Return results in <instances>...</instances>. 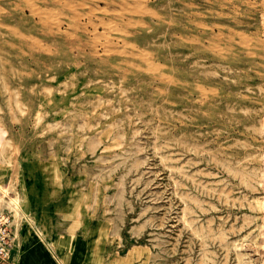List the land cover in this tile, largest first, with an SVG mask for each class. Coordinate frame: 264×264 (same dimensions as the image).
<instances>
[{"label": "rangeland", "instance_id": "obj_1", "mask_svg": "<svg viewBox=\"0 0 264 264\" xmlns=\"http://www.w3.org/2000/svg\"><path fill=\"white\" fill-rule=\"evenodd\" d=\"M119 1L0 0V206L105 264H264V0Z\"/></svg>", "mask_w": 264, "mask_h": 264}, {"label": "crops", "instance_id": "obj_2", "mask_svg": "<svg viewBox=\"0 0 264 264\" xmlns=\"http://www.w3.org/2000/svg\"><path fill=\"white\" fill-rule=\"evenodd\" d=\"M8 211L13 216L15 239L10 258L6 261H0V264H93L95 257L99 258V264H105L100 252L95 250L99 242L96 240L91 241L95 238V234L92 233L101 235L103 230L101 224H99L101 227L99 225L92 226L88 232L87 240L74 238L73 235L68 237L57 236L52 239L50 245H47V241L42 239L28 217L23 231L16 220L15 214L10 210ZM21 235L25 237V244L23 245L22 255L19 257V263H17V248Z\"/></svg>", "mask_w": 264, "mask_h": 264}, {"label": "bare ground", "instance_id": "obj_3", "mask_svg": "<svg viewBox=\"0 0 264 264\" xmlns=\"http://www.w3.org/2000/svg\"><path fill=\"white\" fill-rule=\"evenodd\" d=\"M69 2V1H68ZM62 3V2H61ZM114 3H117V2H115V0H105V5H106V7H105V9H106V13L107 12H109L110 11V7H111V5H113ZM13 4H14V2H13ZM12 4V5H13ZM65 4V3H64ZM68 4V3H67ZM78 4V3H77ZM118 4H120L121 5V12L122 13H124V12H129L130 13V11L131 10H133V9H131L130 10V8H129V6H128V3L125 1V0H120L119 2H118ZM15 5V4H14ZM69 5V4H68ZM71 5V4H70ZM73 5V4H72ZM74 6V5H73ZM75 7V6H74ZM72 8V7H71ZM187 8V7H186ZM73 9V8H72ZM13 11V10H12ZM132 12V11H131ZM17 13V12H16ZM16 15V14H15ZM168 15V14H167ZM44 16V15H43ZM64 16V15H63ZM74 16V15H73ZM72 16V18H74ZM75 16H76V14H75ZM149 17V16H148ZM7 18V17H6ZM18 18V17H17ZM46 18V17H45ZM50 19H52V18H50ZM76 19V18H75ZM4 20V19H3ZM25 20V19H24ZM27 20V19H26ZM49 20V19H48ZM78 20H80V17H79V19H77V21ZM52 21V20H51ZM90 21V20H89ZM30 22V21H29ZM33 22H34V20H33ZM45 21H43V23H44ZM53 22V21H52ZM59 22H60V20H59ZM59 22H55V23H58V25L60 24ZM91 22V21H90ZM109 22V21H108ZM107 22V23H108ZM54 23V22H53ZM92 23V22H91ZM125 23V22H124ZM127 23V22H126ZM125 23V24H126ZM50 24V23H49ZM85 24V23H84ZM124 24V25H125ZM83 25V24H82ZM85 25H87V24H85ZM88 25H89V23H88ZM111 25V24H110ZM110 25H108L109 27L108 28H110ZM123 25V26H124ZM38 26V25H37ZM52 26V25H51ZM72 26V25H71ZM77 26H79L78 24L77 25H73V28L74 27H76L77 28ZM86 27V26H85ZM120 27V26H119ZM161 27V26H160ZM41 28V27H40ZM59 28V27H58ZM21 29V28H20ZM79 29V28H78ZM95 29H96V26L94 27V31H95ZM119 29V28H118ZM172 29V28H171ZM10 30V29H9ZM97 30V29H96ZM107 30H109V29H107ZM106 30V31H107ZM120 30V29H119ZM40 31V30H39ZM160 31V30H159ZM66 32V31H65ZM122 32V31H121ZM120 32V33H121ZM196 32V31H195ZM67 33H69L68 31H67ZM81 33V32H80ZM79 34V33H78ZM63 35V34H62ZM15 36V35H14ZM13 36V37H14ZM63 36H65V37H67V34L65 33V35H63ZM105 36V35H104ZM108 36V35H107ZM53 37V36H52ZM72 37H73V35H72ZM106 37V36H105ZM45 38V37H44ZM70 38V37H69ZM96 38V37H95ZM94 38V39H95ZM98 38V37H97ZM109 38H110V36H109ZM28 39V38H27ZM59 39V38H58ZM93 39V38H92ZM91 39V40H92ZM65 40V39H64ZM85 40V39H84ZM119 40V39H118ZM118 40H116V41H118ZM52 41V40H51ZM93 41V40H92ZM91 41V42H92ZM107 42H110V41H108V40H106ZM35 42V41H34ZM61 42H63V41H61ZM94 42V41H93ZM122 42H124V40L122 41ZM32 43V42H31ZM115 43V42H114ZM107 44H109L108 45V48L106 49V51H109L110 53H112V54H115V55H118L120 58H122V56L124 55V57H125V55H128V56H133V57H135V58H140V59H142L141 57L142 56H140V55H138V54H134V53H132V54H130L129 52H125L124 50H123V46H120V47H115L114 45H116V44H114L113 45V43H112V41H111V43H107ZM126 45H131V46H133V44H131V43H125ZM105 45V44H104ZM104 45H103V47H104ZM242 45V44H241ZM244 45V44H243ZM90 46H92V45H90ZM111 46H114V47H111ZM130 46V47H131ZM140 46V45H139ZM220 46V45H219ZM107 47V46H106ZM136 47V46H135ZM68 48V47H67ZM221 48V47H220ZM51 49V48H50ZM60 49V48H59ZM69 49V48H68ZM19 50V49H18ZM70 50V49H69ZM103 50H104V48H103ZM137 50V49H136ZM163 50V49H162ZM64 51V50H63ZM67 51V50H66ZM71 51V50H70ZM96 51V50H95ZM22 52H23V50H22ZM104 52V51H103ZM144 53L146 52V51H143ZM264 52V51H263ZM25 53V52H24ZM84 53V52H83ZM92 53V52H91ZM94 53V52H93ZM101 53V52H100ZM105 53V52H104ZM67 54V53H66ZM97 54H99L98 52H97ZM103 54V53H102ZM106 54V53H105ZM145 54H147V53H145ZM144 54V55H145ZM55 55V54H54ZM58 55V54H57ZM91 55V54H90ZM143 55V54H142ZM144 55H143V57H144ZM62 56V55H61ZM93 56V55H92ZM97 56V55H96ZM131 56V57H132ZM258 56H260V55H258ZM116 57V56H115ZM130 57V58H131ZM181 57V56H180ZM263 57V56H262ZM129 58V59H130ZM148 58V57H147ZM173 58V57H172ZM67 59V58H66ZM94 59V58H93ZM103 59V58H102ZM102 59H100V60H102ZM144 59V58H143ZM146 59V58H145ZM257 59V58H256ZM71 60V59H70ZM99 60V59H98ZM104 60L108 63V64H110L112 67H114V66H116L117 68H120V69H123V70H127V67L128 66H130V67H133V68H136L135 70H139V71H142L143 72V69H142V67L141 66H139V65H137V64H135L134 62H132V61H130V60H127V59H124V58H122V61H118V62H114V63H112L111 61H109L107 58H104ZM120 60V59H119ZM255 60V59H254ZM260 60V59H259ZM74 61V60H73ZM143 61V60H142ZM171 61V60H170ZM94 62V61H93ZM261 62V61H260ZM129 63H132V64H129ZM263 63V62H262ZM86 64H87V62H86ZM105 64V63H104ZM264 64V63H263ZM121 66H123V67H121ZM153 66V65H152ZM156 66V65H155ZM158 66V65H157ZM262 66V65H261ZM104 67V66H103ZM152 69L154 68V66L153 67H151ZM119 69V70H120ZM157 69V68H156ZM116 70H118V69H116ZM115 70V71H116ZM154 70V69H153ZM112 71V70H111ZM122 71V70H121ZM160 71H161V69H160ZM196 71V70H195ZM255 71V70H254ZM262 71H264V70H262ZM105 72H107V71H105ZM124 72V71H123ZM257 72V71H256ZM108 73V72H107ZM159 73H161V72H159ZM109 74V73H108ZM126 74V73H125ZM129 74V73H128ZM113 75V74H112ZM263 76V75H262ZM180 77V76H179ZM167 78V77H166ZM171 78V77H170ZM170 78H169V80H170ZM173 81H174V79H172ZM211 80V79H210ZM167 82V81H166ZM132 85V84H131ZM233 85V84H232ZM233 87V86H232ZM231 89V88H230ZM248 93V92H247ZM241 94V93H240ZM170 95V94H169ZM226 96V95H225ZM221 106V105H220ZM205 107V106H204ZM195 114V113H194ZM207 117V116H206ZM150 121V120H149ZM180 132V131H179ZM7 190H6V188H5V190L3 191V194L6 192ZM3 194H2V196H3ZM17 194V193H16ZM1 200H2V205H4V206H6V208L8 207L9 209H11V210H13V213L15 214V217H16V220L18 221V223H19V225H20V227H21V225L23 224V222L25 221V218L27 219V215H26V213H25V211H24V209H23V207H22V205H21V196L20 195H14L13 197H8L7 198V200H3L2 199V197H1ZM25 237L23 236V235H21V237H20V240H19V243H18V248H17V257H18V259H17V263H19L18 261L20 260V258L19 257H21V255H22V252H23V245L25 244Z\"/></svg>", "mask_w": 264, "mask_h": 264}, {"label": "built area", "instance_id": "obj_4", "mask_svg": "<svg viewBox=\"0 0 264 264\" xmlns=\"http://www.w3.org/2000/svg\"><path fill=\"white\" fill-rule=\"evenodd\" d=\"M14 220L12 214L0 206V261L10 258L14 244Z\"/></svg>", "mask_w": 264, "mask_h": 264}]
</instances>
